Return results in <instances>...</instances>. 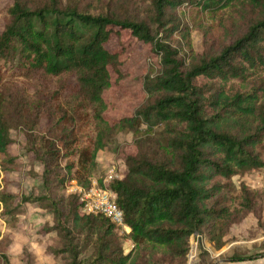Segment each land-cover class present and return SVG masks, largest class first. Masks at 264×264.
<instances>
[{
  "label": "trees",
  "instance_id": "trees-1",
  "mask_svg": "<svg viewBox=\"0 0 264 264\" xmlns=\"http://www.w3.org/2000/svg\"><path fill=\"white\" fill-rule=\"evenodd\" d=\"M180 6L215 24L214 46L192 49ZM3 20L0 172L17 167L9 147L18 130L41 166V190L0 189L1 214L12 218L21 203L48 212L57 264H184L190 235L219 249L231 223L249 213L259 221L261 190L230 178L264 169V0H11ZM118 29L148 44L157 65L141 77L143 100L108 123L102 94L119 62L105 44ZM119 132L131 133L135 151L106 187L129 228L127 252L107 217L81 213L77 196L60 192L70 180L90 185L97 152H116ZM3 250L0 264H10Z\"/></svg>",
  "mask_w": 264,
  "mask_h": 264
},
{
  "label": "rangeland",
  "instance_id": "rangeland-1",
  "mask_svg": "<svg viewBox=\"0 0 264 264\" xmlns=\"http://www.w3.org/2000/svg\"><path fill=\"white\" fill-rule=\"evenodd\" d=\"M10 3L11 0H0V30L4 23V12ZM177 14L181 22L188 27L186 40L189 41L194 51L198 52L207 48L211 39H213L211 42H215L212 44L213 46L217 43L220 34L215 30V24H211V20L203 13H196L186 6H180L177 9ZM174 38H178L177 35ZM105 47L117 55L119 62L116 71L109 69L110 85L102 94L105 102L102 116L108 123H113L119 118L131 114L134 107L143 100L145 94L141 89V77L150 64L155 67L157 62L149 45L136 40L125 30L118 29L113 32ZM14 78L24 82L22 76ZM33 83H35V78L30 81L28 87L32 88ZM40 123L42 125L44 121L42 120ZM10 135L13 143L10 145L9 151L11 155L15 156L17 167L9 173L0 172V189L17 196L28 193L37 194L41 190L39 177L41 166L25 154L23 135L18 130H11ZM115 138L119 144L116 152L112 153L107 150L97 152L96 167L89 178L90 184L94 182L99 186V181L103 184L104 180L120 176L125 171L124 157L135 151L131 143V133L119 132ZM260 152L264 158V149L261 148ZM230 181L235 189L240 183H243L250 188L261 190L262 200L260 201L261 211L258 222L249 213L228 227L223 235V241L226 244L231 243L233 249L225 257L254 254L264 256V169L245 171L232 176ZM75 185L76 182L70 180L60 192L63 195L74 193ZM12 214V218L2 215L0 205V247L4 249L9 263L57 264L58 261L51 257L47 251V246L52 245L55 239V232L47 233L45 231L52 224L50 214L31 203L16 205ZM116 231L119 236H122L124 250L128 246L126 244L128 239L123 237L125 234L123 231ZM196 241H207V239L203 234L194 233L188 237L189 247ZM153 250L161 251L160 247H153Z\"/></svg>",
  "mask_w": 264,
  "mask_h": 264
},
{
  "label": "built area",
  "instance_id": "built-area-1",
  "mask_svg": "<svg viewBox=\"0 0 264 264\" xmlns=\"http://www.w3.org/2000/svg\"><path fill=\"white\" fill-rule=\"evenodd\" d=\"M107 181L108 180L103 181V187L96 185L94 182L91 183L87 188H82L76 184L73 194L77 196L79 210L81 213H100L107 217L117 230H121L126 233L127 226H125L122 221L120 209L117 208L114 203V193L106 187ZM186 257L188 260L194 257L190 247L188 248Z\"/></svg>",
  "mask_w": 264,
  "mask_h": 264
},
{
  "label": "crops",
  "instance_id": "crops-1",
  "mask_svg": "<svg viewBox=\"0 0 264 264\" xmlns=\"http://www.w3.org/2000/svg\"><path fill=\"white\" fill-rule=\"evenodd\" d=\"M48 216V215H47ZM48 218V217H47ZM49 224V222L47 221ZM129 231V228L127 227L126 233ZM128 246L126 249H124V252H127L130 249L131 243L128 240L127 243ZM125 244V245H126ZM191 252L194 255L192 259H187L184 264H264V256L262 257H256L251 259H245L240 261H229L226 260V255L230 254L231 249H233V245L230 243L226 244L219 248L214 249L210 243L207 241H196L193 242V245L190 246ZM203 253V257L200 256V254Z\"/></svg>",
  "mask_w": 264,
  "mask_h": 264
},
{
  "label": "water",
  "instance_id": "water-1",
  "mask_svg": "<svg viewBox=\"0 0 264 264\" xmlns=\"http://www.w3.org/2000/svg\"><path fill=\"white\" fill-rule=\"evenodd\" d=\"M214 264H217V263H214Z\"/></svg>",
  "mask_w": 264,
  "mask_h": 264
}]
</instances>
